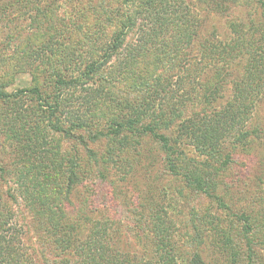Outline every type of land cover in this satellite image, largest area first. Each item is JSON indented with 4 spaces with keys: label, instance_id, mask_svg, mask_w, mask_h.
I'll return each mask as SVG.
<instances>
[{
    "label": "rangeland",
    "instance_id": "374dc122",
    "mask_svg": "<svg viewBox=\"0 0 264 264\" xmlns=\"http://www.w3.org/2000/svg\"><path fill=\"white\" fill-rule=\"evenodd\" d=\"M149 1L134 0L127 7V15L134 21L135 8L138 7L141 13L146 8L149 11ZM256 1L231 0L227 11L215 16L219 20L214 23L206 20L203 23L205 30L200 31L196 37L199 40L203 36L209 37L213 33L211 25L214 24L218 38L230 43V39L236 35L232 25L234 21L240 25V34H251L256 24L259 29L263 28L264 8ZM113 2L117 6L119 1ZM181 4L187 5L186 12L181 9ZM103 6L101 0H0V88L6 93H13L38 84L61 43L63 48L72 49L70 46L82 42L83 36L92 42L86 41L88 44L96 45V52L101 55L111 45L115 32L121 30L124 31L123 42L111 57L109 65L112 66L106 67L105 71H120L118 62L126 60L132 54L131 50H135L137 57L140 55V60L135 58L132 68L126 73L128 77L134 78L136 72L149 63V60L153 62L157 58L153 52L158 46V39L155 37L158 35L159 40L162 39L160 30L154 29L156 33L150 31L149 37L142 40L148 26L144 25V17L140 20L136 17L133 26L121 27L119 24L118 27H110L103 14ZM204 7L198 0H171L168 3L161 0L160 5L151 9V15L161 16L162 21L166 19L160 29L168 30L173 25L172 21L180 24L178 21L187 20L197 24L199 19L205 20L207 13ZM105 9L108 12V6ZM144 41L148 42L144 44ZM86 42H83L84 48L89 50ZM140 44L143 46L140 47ZM241 52L236 53L237 63L233 65L236 69L232 66L227 70H232L231 77H239L245 63L248 62V66L251 62L256 64L253 61L255 55L248 51ZM84 58L82 65L87 60V57ZM173 58L176 59L175 56ZM164 60L169 65L172 58ZM192 61L195 60L180 65V70L185 71L181 73L185 77V90L191 87L193 80L198 85L204 72H210L207 62L193 64ZM78 66L74 69L75 75L81 70V65ZM261 78V100L254 98L237 110L234 118L238 122L237 127L232 125L223 138L227 145L231 143L237 146L225 175L218 178L223 180L224 187L219 189L231 210L219 207L217 201L204 192H211L210 188H189L182 175L167 169V154L161 144L153 137L140 136L135 132L121 134L125 143L120 146L124 155L129 158L128 165L118 160L105 164L102 167L103 175L95 174L94 171L88 172L82 146L77 141L68 140L62 133L46 124H49V119H66L63 121L64 127L70 123L69 118L74 119L75 114L82 115L72 108H69L71 110L68 114L59 113L60 110H65L62 104L76 102L84 112L86 108L93 111L94 105L98 103L93 93L83 90V93L76 91L69 95L65 90L61 106L52 116L47 109L45 112L40 111L38 101L28 92L0 99V214H5L4 223L0 226L1 235L9 237L17 232L20 241L28 247L26 250L32 255L33 264H41L37 256L34 257L35 250L32 245H36L38 251L44 250L50 260L58 259L54 244L56 234L49 227L48 208L53 207L60 211L67 208L65 217L70 220L79 217L82 208L97 207L99 215L96 212L94 215L111 216L126 223L134 215L135 207L149 204L154 209L167 211L174 222L172 238L176 247H179L180 256H185L191 250L186 242V235L192 237L194 226L203 235L198 244L205 264H246L244 257L247 254L253 256L252 264H264V70ZM79 79L80 82H85L83 76ZM83 86L87 87V83H83ZM45 91L55 94L51 88H46ZM232 92L233 86L226 84L221 93L222 97L214 105L210 103L212 106L205 105L206 108L209 112L220 110V107L230 102ZM79 94H83L81 98H77ZM104 107L106 106L100 103L99 108L103 110ZM203 107H197L198 115H204ZM105 119L107 115L101 117V122ZM173 130L171 127L165 132L175 138L176 133ZM237 132L244 134L239 140H236ZM104 148L105 143L100 142L96 147L98 154L101 155ZM185 154V160H178L179 164L176 165L179 168L176 171L180 172L194 165L190 159L200 160L201 157L192 146ZM71 158L75 161V167L71 168H74L78 182L70 184L72 189L69 194H64L63 199V189L66 188L64 178L68 176V160ZM85 169L88 170L86 173L83 172ZM256 176H262L263 182L256 181ZM5 188L8 192L4 191ZM57 191L62 192L59 195ZM231 212L251 213L254 219L253 229L252 234L247 236L252 244L245 241L241 231L243 223ZM258 214L263 216L256 220ZM235 247L238 255H231Z\"/></svg>",
    "mask_w": 264,
    "mask_h": 264
},
{
    "label": "trees",
    "instance_id": "16d2710c",
    "mask_svg": "<svg viewBox=\"0 0 264 264\" xmlns=\"http://www.w3.org/2000/svg\"><path fill=\"white\" fill-rule=\"evenodd\" d=\"M101 1L104 5L103 14L110 27H118L119 24L122 25L121 27L133 26L136 17L139 20L144 17V25L148 26H146L147 33L142 40L146 36L149 37L150 31L156 33L154 29L160 30L161 41L158 35L155 37L152 33V36L158 39L156 40L158 46L153 52L157 58L153 62L149 60V63L143 66L138 73L135 70L134 78L128 77L126 73L132 68L134 59L140 60V55L137 57L138 53L131 50L133 55L130 54L126 60L118 62L117 66L120 67V71L114 69V71L107 72L106 67L112 66L109 65L111 57L123 42L124 31L115 32L111 45L101 55L96 52V45L88 44L86 42L88 40L82 36V42L70 46L72 49L63 48L62 43L59 45L58 51L43 74L44 77L38 84L28 89H18L13 93H6L0 88V99L28 92L38 101V109L44 112L47 109L48 114L52 116L61 106L65 90L69 95L76 91L83 93V90L93 93L99 103V105L98 103L94 105L93 111L86 108L84 112L80 104L76 102L62 104L65 110H60L59 113L68 114L71 110L69 108H72L82 115L75 114L74 119L69 118L68 126L63 127V121L66 119H56V121L49 119V124H46L51 125L52 129L62 133L68 140L77 141L82 146L84 160L89 170L85 169L84 173L94 171L95 174L103 175L102 167L118 160L128 165L129 158L126 154L124 155L120 146L125 143L124 136L121 134L135 132L140 136L153 137L161 144V148L167 154V169L182 175L189 188L196 190L210 188L211 192L206 190L204 192L214 198L219 207L231 210L219 189L224 187L223 180L218 178L225 175L237 146L231 143L227 145L223 138L229 133L228 129L233 126L237 127L238 122L234 121L235 112L254 98L261 100V95H263L260 87L263 81L261 72L264 70V24L261 29L256 24L251 34L245 35L240 34V25L234 21L232 25H234L236 35L230 39V43L218 38L215 31L216 26L212 24L213 33L199 40L196 35L205 30L203 23L206 20H211L212 23L215 20L218 21L219 18L215 16L225 13L231 0H198L205 5L204 9L207 13L205 20L204 18L199 19L197 24H192L187 20L186 22L178 21L180 24L172 21L173 25L168 27V30L160 29L166 19L162 21L161 16L151 15V9L160 5L161 0H154V2L150 0L148 2L149 11L146 8L143 13L139 12L136 7L134 21L127 15V7L134 0H117L119 7L118 3L117 6L114 4L113 0ZM163 1L171 2V0ZM256 3L262 9L264 8V0H257ZM183 5L181 4V9L186 12L188 7ZM107 6L108 9L111 7L108 12L105 9ZM148 41H144V44ZM83 42L88 44L89 50L84 48ZM142 46L143 44H140V47ZM240 51H248L255 55L256 58L253 61L256 64L251 62L248 66V62L245 63L242 66V74L239 77H231L232 70H227L237 63L235 62L236 53L240 54ZM197 54L199 57H196ZM84 57H87V60L82 65ZM169 58L172 60L169 65H166L167 60L164 59ZM190 60H195L192 61L193 64L207 62L210 65V72H204L198 85L193 80L191 87L185 90V77L181 74L185 71L180 68ZM78 65H81V70L76 76L74 69L76 66L79 67ZM233 67L236 69L235 66ZM189 75L188 77L191 78ZM82 76L85 82H80L79 77ZM229 77L231 79L226 82ZM83 83H87V87H84ZM226 84L233 86L230 102L220 107L218 111L209 112L205 105H214L216 100L222 97L221 93ZM46 88H51L55 94L47 93ZM82 95L79 94L77 98H81ZM100 103L106 106L103 110L99 108ZM200 105L204 106V115L197 114V107ZM27 114L30 116L29 113ZM105 115L107 119L102 123L101 117ZM171 127L176 133L175 138L165 132ZM236 134L238 135L236 140L242 138V132ZM100 142L105 143L104 152L101 155L96 150ZM190 146L194 150L197 149L201 155L200 160L190 159L189 161L194 165L180 172L176 171L179 168L176 165L179 164L178 160H185V152ZM68 162L69 168L65 166L68 168V176L64 178L66 188L63 189V199L72 189L70 184L78 182L74 168H71L75 167V161L71 158ZM91 166L94 168L92 169ZM262 176L264 178V173ZM262 176H256V181L263 182ZM4 191L8 192L7 188ZM61 192H58L59 195ZM96 208H82L79 217L76 216L77 218H70V220L65 217L67 208L63 211L53 207L48 208L49 227L56 234L54 244L58 259L50 260L44 250L38 251L36 245H32L36 251H33L34 257L37 256L41 264H205L198 244L203 237L200 230L198 231V228L193 226L195 232H191L192 237L189 238V235L185 234L186 242L191 250L185 256H180L179 247H176L172 238L174 235L172 226L175 225L167 211L160 208L154 209L155 207L149 204H140L134 208L135 213L129 221L122 223L111 216H98ZM95 212L98 215H94ZM231 214L243 223L242 236L247 243L252 244V240L247 236L252 234L253 229L254 219L251 213L231 212ZM4 215L0 214V226L4 223ZM259 215L256 216V220L263 216ZM225 241H227V236H225ZM24 246L17 232L9 237L0 233V264H33L32 255L26 250L28 247L25 246L24 249ZM237 253L235 247L231 255ZM252 260L253 256L245 255L246 264H252Z\"/></svg>",
    "mask_w": 264,
    "mask_h": 264
}]
</instances>
